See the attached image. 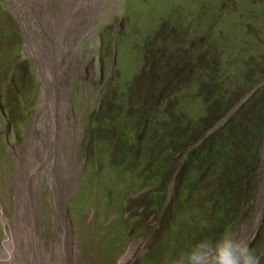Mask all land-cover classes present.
<instances>
[{
  "label": "rangeland",
  "instance_id": "rangeland-1",
  "mask_svg": "<svg viewBox=\"0 0 264 264\" xmlns=\"http://www.w3.org/2000/svg\"><path fill=\"white\" fill-rule=\"evenodd\" d=\"M225 234L264 264V0H0V260Z\"/></svg>",
  "mask_w": 264,
  "mask_h": 264
},
{
  "label": "clouds",
  "instance_id": "clouds-1",
  "mask_svg": "<svg viewBox=\"0 0 264 264\" xmlns=\"http://www.w3.org/2000/svg\"><path fill=\"white\" fill-rule=\"evenodd\" d=\"M175 264H260V259L245 240L225 234L215 241L200 240Z\"/></svg>",
  "mask_w": 264,
  "mask_h": 264
},
{
  "label": "bare ground",
  "instance_id": "bare-ground-1",
  "mask_svg": "<svg viewBox=\"0 0 264 264\" xmlns=\"http://www.w3.org/2000/svg\"><path fill=\"white\" fill-rule=\"evenodd\" d=\"M7 253L8 254L6 256H4V258H2V260H0V264H9L10 260L12 259V253H13V250H12L11 247L10 248L7 247ZM131 254H132V248H130L126 252V254L121 258V260L119 261L118 264H125V262L130 258ZM29 263H31V262H29ZM58 263H53V264H58ZM20 264H23V263H20ZM43 264H49V263L46 260V261L43 262Z\"/></svg>",
  "mask_w": 264,
  "mask_h": 264
},
{
  "label": "trees",
  "instance_id": "trees-1",
  "mask_svg": "<svg viewBox=\"0 0 264 264\" xmlns=\"http://www.w3.org/2000/svg\"><path fill=\"white\" fill-rule=\"evenodd\" d=\"M124 173H125V171L124 172H120V171L116 170V172L114 174H115V176H122ZM141 186H142V188H144L143 185H141ZM110 192H111V189H108V193H107V196L105 197V199H108V195H109ZM147 259H148V257L145 258V262H147L146 261Z\"/></svg>",
  "mask_w": 264,
  "mask_h": 264
}]
</instances>
